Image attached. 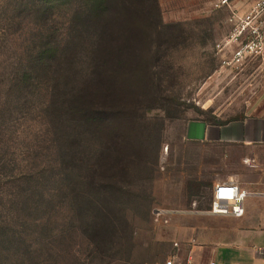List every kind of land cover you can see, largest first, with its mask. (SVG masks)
Here are the masks:
<instances>
[{"label":"rangeland","instance_id":"1","mask_svg":"<svg viewBox=\"0 0 264 264\" xmlns=\"http://www.w3.org/2000/svg\"><path fill=\"white\" fill-rule=\"evenodd\" d=\"M100 1L102 12L97 18L86 13L85 29L88 44L97 34L100 54L110 62L99 105L94 113L87 112L105 123L97 133L99 146L89 126L82 129L86 151L98 149L96 168L91 156L86 157L79 186L114 215L115 233L100 235L86 226L92 205L84 203L86 210L78 211L70 194L64 232L56 223L59 211L47 236L49 245L35 249L39 258L3 264H165L174 235L154 221V209H191L195 203L198 211H208L216 173L211 169L184 184L188 166L185 153H179V145H186L184 125L264 116V56L236 65L230 51L218 48L233 29L230 10L214 9L211 0ZM257 1L231 3L242 14ZM36 2L0 0V81L10 75L18 57L12 45L34 39L40 21ZM83 5L89 9L88 0ZM66 22L60 16L51 24L64 33ZM23 114H16L2 133L8 136V127H13L17 135L12 140L22 146L30 141L29 129L42 120L38 111ZM197 155L214 161L217 153L209 149ZM72 174L74 178L76 172ZM77 214L82 215L79 227L74 225ZM177 221L179 217L172 224ZM46 252L49 259L42 257Z\"/></svg>","mask_w":264,"mask_h":264},{"label":"trees","instance_id":"2","mask_svg":"<svg viewBox=\"0 0 264 264\" xmlns=\"http://www.w3.org/2000/svg\"><path fill=\"white\" fill-rule=\"evenodd\" d=\"M88 2L86 9L83 0H37L35 9L40 21L34 39L12 45L18 57L10 75L0 81V264L40 257V251L35 249L49 245L47 236L55 225L54 214L59 211L62 214L56 223L64 232L70 194L78 211L86 210L84 203L92 205L86 226L100 235L115 233L114 215L103 211L99 200L90 199L88 191L79 186L87 156L94 160L91 167L96 168L97 133L105 122L93 113L99 105V89L106 85L110 62L100 54L103 47L97 42V34L91 35L96 41L88 44L86 13L97 18L102 1ZM60 16L67 20L64 33L52 25ZM1 86L6 87L4 92ZM32 111H38L42 120L39 128L29 129V143L16 144L12 140L17 135L13 127H8L10 133L3 136L16 114L24 116ZM85 125L98 144L91 151H86L84 145ZM106 187L111 191L108 184ZM78 214L75 227L83 223ZM42 257L49 259L51 255L46 252Z\"/></svg>","mask_w":264,"mask_h":264},{"label":"crops","instance_id":"3","mask_svg":"<svg viewBox=\"0 0 264 264\" xmlns=\"http://www.w3.org/2000/svg\"><path fill=\"white\" fill-rule=\"evenodd\" d=\"M183 141L186 145H179V153H185L188 166L184 184L214 169L212 197L214 186L224 183H235L249 195L242 219L210 216L193 203L162 225L174 235L167 261L174 257L179 264H264V116L189 121L183 127ZM209 149L217 153L216 160L195 156Z\"/></svg>","mask_w":264,"mask_h":264},{"label":"built area","instance_id":"4","mask_svg":"<svg viewBox=\"0 0 264 264\" xmlns=\"http://www.w3.org/2000/svg\"><path fill=\"white\" fill-rule=\"evenodd\" d=\"M214 9H228L231 12L230 23L233 29L218 48L231 52V61L243 65L252 57L264 56V0L256 2L247 13H238L231 0H211ZM249 192L235 183L218 184L213 188L211 206L207 214L214 217L242 219L245 216V201ZM187 211L165 208L154 209L152 215L156 223L169 224L172 217ZM175 247H179L175 244ZM165 264H179L171 258ZM188 264H193L189 262ZM215 264V263H211Z\"/></svg>","mask_w":264,"mask_h":264}]
</instances>
